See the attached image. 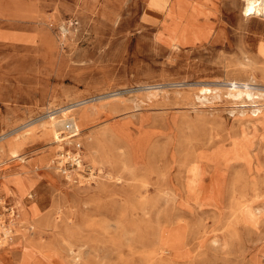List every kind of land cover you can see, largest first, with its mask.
<instances>
[{
    "label": "rangeland",
    "instance_id": "374dc122",
    "mask_svg": "<svg viewBox=\"0 0 264 264\" xmlns=\"http://www.w3.org/2000/svg\"><path fill=\"white\" fill-rule=\"evenodd\" d=\"M245 4L0 0V264H264V12Z\"/></svg>",
    "mask_w": 264,
    "mask_h": 264
},
{
    "label": "bare ground",
    "instance_id": "6f19581e",
    "mask_svg": "<svg viewBox=\"0 0 264 264\" xmlns=\"http://www.w3.org/2000/svg\"><path fill=\"white\" fill-rule=\"evenodd\" d=\"M252 2H253V0H246V4L243 8L244 15L248 16V15H251L254 13L260 14V13L264 12V0H256V2L259 3V5H260V9H261L260 11H257L256 9L250 8V3H252ZM252 88H253V86L250 85L249 83H245V82L241 83V82H237V81L229 83V87H228L229 93L231 95L241 94L242 92H244V91L247 92L248 90H250ZM76 151L80 152L82 150H80V147H79V149ZM63 174H65L67 176L68 171H66V172L64 171ZM12 223H13V221H12ZM5 234L7 235V233H5ZM5 238H6V236L3 237L4 240L2 239L3 240L2 243L6 242Z\"/></svg>",
    "mask_w": 264,
    "mask_h": 264
},
{
    "label": "built area",
    "instance_id": "2783aa9c",
    "mask_svg": "<svg viewBox=\"0 0 264 264\" xmlns=\"http://www.w3.org/2000/svg\"><path fill=\"white\" fill-rule=\"evenodd\" d=\"M60 153V152H59ZM59 158H57V162L56 163V166L58 168L59 171H68V169H66V166H75L77 167L78 164H80L82 162L81 160V154L80 152H77V151H67L65 150L64 152L62 151L59 156ZM6 224V223H5ZM3 227V236H5V233H8V231L10 230L9 226H8V223Z\"/></svg>",
    "mask_w": 264,
    "mask_h": 264
},
{
    "label": "clouds",
    "instance_id": "9594fccd",
    "mask_svg": "<svg viewBox=\"0 0 264 264\" xmlns=\"http://www.w3.org/2000/svg\"><path fill=\"white\" fill-rule=\"evenodd\" d=\"M250 8L251 9H256L257 11H260L261 10L260 9V5H259V3L256 2V0H253V2L250 3Z\"/></svg>",
    "mask_w": 264,
    "mask_h": 264
}]
</instances>
